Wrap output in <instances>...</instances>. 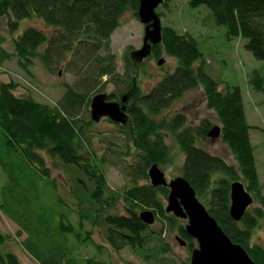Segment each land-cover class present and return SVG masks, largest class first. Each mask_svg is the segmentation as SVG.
<instances>
[{
	"label": "trees",
	"instance_id": "16d2710c",
	"mask_svg": "<svg viewBox=\"0 0 264 264\" xmlns=\"http://www.w3.org/2000/svg\"><path fill=\"white\" fill-rule=\"evenodd\" d=\"M168 2L164 0L165 5ZM189 4L192 7L206 5L203 9L210 13L215 25L217 22L224 26L228 37H244L248 50L264 59V0H189ZM139 7L140 0H0V19L7 16L12 30L18 27L20 20L36 16L55 27L52 32L27 27L14 39L16 54L26 62L39 58L52 73L59 72V65L63 64L74 76L73 81L63 82L64 94L53 106L38 102L32 96L16 97L13 89L20 83L12 79L11 72L0 85V149L9 156L21 157L46 180L48 189L55 191L56 204H60L57 239L48 238L50 244L41 251L34 247L29 235L24 248L42 264H108L95 256L75 254L78 247L68 242L71 240L66 233L71 231L76 243H92L98 247L97 256L103 250L102 245L94 242L91 230L88 235L83 232L91 225L104 234L117 252L129 248L138 253L151 245L156 236L158 243L154 244L153 251L144 254L151 264H192L191 254L181 261L166 256L164 251L168 244L160 238L163 231L151 235L147 232L149 226L138 216L142 208L154 210L157 218L170 220L169 231L178 230L181 237L188 240L190 253L196 248L195 240L182 225L184 221L166 213L169 188L155 187L149 179L153 164L171 165L178 160L181 176L196 188L197 196L226 233L241 243L258 264H264V247L251 241L260 220L264 219V183L249 142L250 130L255 126L246 120L243 89L232 84L221 87L222 82L209 75L204 63L194 66V58H203L200 40L195 35L163 26V41L154 45V54L158 57L166 52L178 59L179 64L173 73L144 93L138 79L143 63L127 49L121 66L111 49L112 35L121 25L123 16L132 11L139 17ZM5 39L0 34V43ZM8 52L0 45L1 61ZM122 76L124 90L116 95L119 100L124 93L128 95L130 121L125 125L117 124L119 136L116 139L93 135L92 127L99 121L91 118L88 107L91 96L106 90L108 84H118ZM250 78L252 86L264 90V70H254ZM198 87L203 88L207 107L221 115L222 137L235 153L234 164L198 144L209 139L208 132L216 124L209 118L189 125L183 112L160 116L188 90ZM109 96L115 98L112 94ZM167 135L175 139L177 157L167 144ZM95 137L116 158L120 155L115 150L116 144L118 149H128L122 156L129 158L124 162L120 158L108 162L107 152L93 150ZM109 164L122 169L127 180L124 189L113 191L108 185L106 168ZM0 165L9 175L5 186L15 184L21 189L23 175L17 172L20 165L16 167L13 160L11 165L6 164L1 157ZM60 174L63 182L59 185ZM236 179L255 197L254 206L237 221L230 214L231 183ZM66 188L74 203L69 201L71 197L69 200L64 197ZM8 200L17 203L23 212L28 211L20 193L9 192ZM120 200L124 201L127 214L113 211ZM2 209L10 215L6 207ZM73 217L78 219L75 225L71 222ZM6 237L0 230V264H23L17 254L2 250Z\"/></svg>",
	"mask_w": 264,
	"mask_h": 264
},
{
	"label": "rangeland",
	"instance_id": "374dc122",
	"mask_svg": "<svg viewBox=\"0 0 264 264\" xmlns=\"http://www.w3.org/2000/svg\"><path fill=\"white\" fill-rule=\"evenodd\" d=\"M163 3L157 9V13H159L162 19L163 26L175 25L180 32H191L195 35L200 40V47L204 52L205 59L210 61L209 69L213 78L222 82L221 87H225V84H232L239 85V87L243 89V100L245 104L243 107L246 111V120L249 121V124L257 126L250 130L251 136H249V142L254 146L257 155V162H259V165L263 170L261 173L264 182V90H255L250 82V76L254 70H264V59H258L254 56L251 50H248L245 46L247 40L244 37H227L226 28L217 22L215 25L210 13L207 12L206 9H203L206 5L192 7L189 4V0H169L166 5ZM9 21L10 19L7 16L0 19V34L6 38L7 42L5 46H8L9 48H12L15 34H21L27 27H39L40 29L48 30L49 32H52L55 28L46 24L42 18L37 16L20 20L16 24L18 27L15 31L12 30V26H9ZM12 21L14 22V20ZM121 21V25L112 35L111 49L117 54L118 63L122 66V56L127 49H129V52H132L134 57H138L136 56V50L143 47L146 30L145 23L140 20L139 17L134 15L132 11L127 12ZM133 51H135V53ZM161 57L165 59L163 65L158 63V58H156V56H151L149 58L147 57L145 61L146 64L144 67L146 68V72H144L142 67L138 70V79L140 80L144 93L151 90L156 82L165 78L169 73H173L177 66V60L170 57L166 52L161 53ZM30 68L35 75V77H33L34 79L32 78V72H30V75L28 76L25 75V77H16L15 72H17V70L24 72L22 66H10L8 63L6 68H4L6 73L4 79L10 77L11 72L12 79L20 83V90H22L21 93H24L25 90L27 92L31 91L37 98H39L38 100L43 99L53 106L55 100L61 97V83L71 80L73 74L71 71L69 72L63 64L59 65V72H48L39 59H35L33 63L30 64ZM123 90L124 87L120 83L108 84L106 89V91H109V94L115 96L116 99L119 96L118 94L116 95V92H122ZM36 97L35 99H37ZM115 98L112 99L114 100ZM178 112L187 114V124L189 125L198 124L203 119L209 118L216 124H219L222 131L223 126L219 121L221 115L216 114L213 109L207 107V101L205 100V93L202 87L188 90L184 96L178 98V101L174 102L168 110H164L160 116L163 117L168 114L175 115ZM95 123L96 125L92 127L93 135L96 134L98 137L99 135L103 137L109 136L115 139L119 136V127L111 121H108L105 117ZM221 136L222 134L215 140L210 137L206 141H201L198 144L208 149L211 153L213 152L214 154L225 157L231 164L236 163L235 153H233L232 149L229 148L228 143H225ZM166 139L168 146H170L172 152H174V157H177L178 155H176V153H179L177 152L178 147L175 144V139L171 135H167ZM118 143H120V140ZM117 146L118 144L114 147L120 155L116 158L110 153V150L107 149L105 144L103 145L96 137L94 138L93 150L102 154L107 152L106 157L108 162L117 161L119 158L124 162L129 158L128 156H122V152H126L128 149H118ZM234 151H237L235 147ZM0 157L6 164L11 165L13 160L16 167L17 164L20 165V171H17V168L16 171L18 173L22 172L23 175L21 189L15 184L5 186L8 182L9 175L5 167L0 165V207H6L9 214L16 219L18 224L17 225L13 222L0 208V229L7 232L11 239V241L6 244V248L13 249V252L19 256V259H21L23 264H41L38 259L34 258L27 248L25 249L21 245L24 238L20 237L17 233L19 230L18 227L26 229L25 232L30 235L34 247L41 248V251L46 250L47 246L50 244L48 240V238H50L49 236H53L57 239L55 235L57 234V228L59 227L60 209L58 206H60V204H56L55 191L48 189L46 180L25 164L21 157H18V155L15 157L9 156V154L3 149H0ZM172 163L173 164L171 165H165L162 163L159 165L163 168L169 179L181 176V168L178 164V160H174ZM119 165L122 164L119 163ZM106 169L107 181L111 189L122 190L127 182L122 169L119 167L117 168L112 164H109ZM54 175H58L56 170L54 171ZM59 179L63 182L61 174L59 175ZM64 187L65 185L62 186V188ZM9 189L11 190L9 191ZM11 191L20 193L23 197V201L21 202L26 204L28 211L23 212L18 208L19 206L17 203H12L8 200V195ZM64 197L68 200L69 197H71L67 188L65 189ZM71 198L72 200L70 199L69 201L74 203V198ZM253 203L247 208V211L254 206ZM144 209L145 208L139 210L138 216H140ZM113 211L118 212L119 214H127L124 202H120L119 206ZM246 213L241 220L245 217ZM160 218L162 217H156V222L152 225L146 224L149 226L147 232L153 236H155V231H163L160 238L161 240L163 239V242H167L168 244V249L164 251V254L178 261H181L190 254L192 255L193 252L190 253L187 244L183 246L180 241L177 240V236L180 235L179 231H169L168 226L171 224L170 220L164 217L165 221L158 220ZM71 219L70 220L74 225L78 221L76 217ZM140 220L142 221V219ZM185 223L186 222L182 223V225L185 226ZM66 235L69 236V240H71L70 242L78 247L76 248V251L79 252L81 250L88 256H95L97 260L107 261L108 264H151L146 260L144 254L152 252L154 244L158 243L155 236L152 238L153 241H151V245H147L138 253L131 251L129 248H124L122 251L117 252L106 243L99 230L94 229L92 232L94 242L97 245H103L104 248L109 251L108 253L102 250L101 253L98 252V255L96 256V249L99 250L98 247H95L92 243H76L71 231H68ZM192 239L195 240L193 237ZM251 241L258 245L261 244L264 247V219L260 220L259 227L253 232ZM195 242L196 246H198V241L195 240Z\"/></svg>",
	"mask_w": 264,
	"mask_h": 264
},
{
	"label": "water",
	"instance_id": "95a60500",
	"mask_svg": "<svg viewBox=\"0 0 264 264\" xmlns=\"http://www.w3.org/2000/svg\"><path fill=\"white\" fill-rule=\"evenodd\" d=\"M164 0H140L139 18L145 23L146 35L141 49L136 50L138 59L152 53L154 44L162 40V19L157 13V7ZM135 53V51H133ZM161 64V63H160ZM126 96L124 97V101ZM97 102L100 107L93 105L91 118L100 121L101 115H108L111 119L125 123L126 117L122 111L126 108L120 106L118 101L112 103L105 102V96H98ZM209 137L217 139L221 134V126L216 124L209 130ZM149 179L155 187H169L167 196L168 204L165 210L174 213L180 219H185V229L188 234L198 241V246L194 248L191 261L192 264H258L250 256L246 248L241 243H237L231 238L209 211L208 207L197 196V190L192 187L186 177L176 176L169 179L161 166L157 163L150 167ZM231 216L237 221L241 220L247 208L254 202L252 195L241 180L236 179L231 183ZM140 219L152 225L156 221L153 210L144 209L140 214ZM181 245L185 246L187 240L177 236Z\"/></svg>",
	"mask_w": 264,
	"mask_h": 264
},
{
	"label": "bare ground",
	"instance_id": "6f19581e",
	"mask_svg": "<svg viewBox=\"0 0 264 264\" xmlns=\"http://www.w3.org/2000/svg\"><path fill=\"white\" fill-rule=\"evenodd\" d=\"M164 2V1H163ZM162 2V3H163ZM161 5V4H160ZM159 5V6H160ZM158 6V7H159ZM158 7H157V9H158ZM159 14V13H158ZM160 16V15H159ZM140 19V18H139ZM160 19H161V17H160ZM169 27H172V28H176V29H178L175 25L174 26H172V25H170ZM39 28V27H38ZM162 29H163V23H162ZM15 31V30H14ZM145 33H146V31H145ZM162 34H163V30H162ZM19 35V34H18ZM17 36V34H15V37ZM228 37V36H227ZM230 38H234V37H230ZM15 39V38H14ZM162 40V39H161ZM2 41V40H1ZM163 41V40H162ZM162 41L160 42V43H162ZM6 42H7V40L5 39V41H2V43H0V45H1V47H3V48H6V49H8V53H7V55H6V59L5 60H3V61H1L0 60V85H1V83H2V81L3 82H6V80L4 79L5 78V75H6V73H5V69H4V67H6L7 66V64L9 63V65L10 66H12V65H20V66H22V68H23V71L24 72H21V71H19V70H17V72H15V75H16V77H18V76H23V77H25V75H30V72H32V78L33 77H35V75H34V73H33V71H32V69L30 68V64L31 63H33V61L35 60V59H39V58H36V57H34V58H32V60L30 61V62H26L23 58H20L17 54H16V51H15V47H14V40H13V42H12V48H9L8 46L6 47L5 46V44H6ZM144 44V43H143ZM157 44H159V43H157ZM154 45H156V44H154ZM154 45H153V47H154ZM151 51H152V53L150 54V55H147V56H145L143 59H138V60H140L143 64L140 66V67H142L143 69H144V72H146V68L144 67L145 66V64H146V59H147V57L149 58V57H151V56H155V54H154V51H153V48L151 49ZM255 56V55H254ZM171 57V56H170ZM257 57V56H256ZM156 58H158L157 59V61H158V63L160 64V65H163L164 63H165V59L163 58V57H161V55H158V57H156ZM258 58V57H257ZM258 59H260V58H258ZM262 59V58H261ZM177 60V64H179V60L178 59H176ZM193 63H194V66L195 67H197V66H201V64L202 63H204L205 64V66H206V70H207V72L209 73V75L213 78V76L210 74V69H209V63H210V61L209 60H207V59H205V55H204V52H203V58H202V60H200V58H194L193 59ZM212 63V62H211ZM139 67V68H140ZM119 72V71H118ZM34 79V78H33ZM73 79H74V76L72 75V78H71V80L70 81H73ZM214 79V78H213ZM35 80H36V78H35ZM214 80H216V79H214ZM123 81H124V78H123V76H122V78H121V81H120V79H119V83L120 84H122V86H123ZM218 81V80H217ZM218 82H220V81H218ZM221 84V83H220ZM124 87V86H123ZM30 88V87H29ZM28 88V89H29ZM60 88L62 89V94H61V96L64 94V87H63V83H61V85H60ZM253 88L255 89V90H259L258 88H256V87H254L253 86ZM14 90V95L16 96V97H29V96H32L33 97V99H35V95L31 92V91H29V92H27L26 90H25V92L24 93H21L22 92V90H20V85L18 86V88H16V89H13ZM242 94H243V92H242ZM105 96V102H107V103H112V101H121V99H122V101H121V103H120V106L121 107H124L125 105H126V108L122 111V113L124 114V116L126 117V121H125V123L124 124H122L123 122H121V121H118V120H112L111 119V117H109L108 115H106V114H104V115H101L102 116V118H101V120L102 119H104V117L108 120V121H112V123H114V124H121V125H125L126 124V122L128 123L129 121H130V118H131V114H130V111H129V97H128V95H126L125 93L123 94V97H121V99L119 100L118 98L116 99H111V96H109V94L106 92V90H103V91H100V92H97V93H95V94H93V96H91L92 98H91V101H90V103H89V105H88V107H89V110H90V112H92L93 111V105L95 104L96 105V107H100L99 106V104H98V102H97V98H98V96ZM35 96V97H34ZM126 96V99H125V101H124V97ZM37 98V97H36ZM39 98H37V99H35L36 101H38V102H42V103H47L45 100H38ZM41 99V98H40ZM61 99V97H59L58 99H56L55 100V103L54 104H58V102H59V100ZM176 101H178V99L177 100H175L174 102H176ZM174 102H173V104H174ZM172 104V105H173ZM172 105H170L168 108H170ZM168 108L166 109V110H168ZM185 115H187L186 113H184ZM199 124V123H198ZM216 124H213L212 125V127L213 126H215ZM253 126H256V125H254L253 124ZM257 127V126H256ZM223 129V128H222ZM222 137V136H221ZM210 138V137H209ZM101 143V142H100ZM103 144V143H102ZM104 145V144H103ZM253 147V152H254V156H255V158H256V152H255V149H254V146H252ZM213 153V152H212ZM256 161H257V159H256ZM158 164V163H157ZM158 165H160V164H158ZM260 166V165H259ZM167 177V176H166ZM169 179V178H168ZM171 179H169V181H170ZM58 183H59V185L60 184H62V182L59 180L58 181ZM167 188H169V187H167ZM113 191H117V190H115V189H112ZM169 192H170V188H169ZM169 194V193H168ZM167 199V198H166ZM168 200V199H167ZM255 200V199H254ZM120 202H124V201H122V200H120ZM167 204H168V201H167ZM167 206V205H166ZM166 206H165V208H166ZM1 208V210L8 216V217H10V219L13 221V222H15L16 224H17V222H16V219L15 218H13L11 215H8L3 209H2V207H0ZM166 213L168 214V215H170V216H173L174 215V213H172V212H168V211H166ZM175 216V215H174ZM176 217V216H175ZM176 218H178V217H176ZM178 219H180V218H178ZM158 220H161V221H165L164 220V218H162V219H158ZM181 220H183L184 222H186V220L185 219H181ZM18 225V224H17ZM19 228V230L17 231V233L20 235V237H23L24 239H23V241H22V243H21V245L24 247V244H25V242H26V240L28 239L27 237L29 236L28 234H26V232H25V230L26 229H24V228H21V227H18ZM94 229H96V228H93L91 225H89L85 230H83V232L84 233H86L87 235H88V232H89V230H91V232H90V234L92 235V232L94 231ZM1 230V229H0ZM2 231V230H1ZM3 233H5L6 235H7V237H6V241H5V244L3 245V247H2V250H4V251H8V252H13V249H8V248H6V244L9 242V241H11V239H10V235L7 233V232H5V231H2ZM101 234H102V236H103V238L105 239V241H106V243L107 244H109L108 243V241H107V239L105 238V236H104V234L101 232V231H99ZM21 233V234H20ZM50 237V239L51 240H56L55 239V237H53V236H49ZM92 237H93V235H92ZM69 242V244L70 245H73L70 241H68ZM68 242H67V244H68ZM110 245V244H109ZM102 247H103V250H104V252H108L109 253V251H107V249L106 248H104V246L102 245ZM110 247H112L111 245H110ZM14 253V252H13ZM76 253H78L79 255H81V256H84L85 257V254L80 250L79 252L78 251H76V248H75V254ZM15 254V253H14ZM40 262V261H39ZM41 263V262H40ZM42 264V263H41Z\"/></svg>",
	"mask_w": 264,
	"mask_h": 264
},
{
	"label": "crops",
	"instance_id": "0c3cea01",
	"mask_svg": "<svg viewBox=\"0 0 264 264\" xmlns=\"http://www.w3.org/2000/svg\"><path fill=\"white\" fill-rule=\"evenodd\" d=\"M256 159H257V157H256ZM263 170H262V168L259 166V162H258V172L260 173V178H261V181L263 182V180H262V172ZM264 183V182H263Z\"/></svg>",
	"mask_w": 264,
	"mask_h": 264
},
{
	"label": "flooded vegetation",
	"instance_id": "af4514ba",
	"mask_svg": "<svg viewBox=\"0 0 264 264\" xmlns=\"http://www.w3.org/2000/svg\"><path fill=\"white\" fill-rule=\"evenodd\" d=\"M121 101H122V99H121ZM121 101H119L120 103H121ZM154 224V223H153ZM180 236V235H179ZM188 243V242H187Z\"/></svg>",
	"mask_w": 264,
	"mask_h": 264
}]
</instances>
